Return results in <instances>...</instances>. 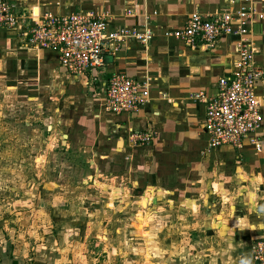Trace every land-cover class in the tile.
<instances>
[{
    "label": "crops",
    "instance_id": "crops-1",
    "mask_svg": "<svg viewBox=\"0 0 264 264\" xmlns=\"http://www.w3.org/2000/svg\"><path fill=\"white\" fill-rule=\"evenodd\" d=\"M8 1L35 19L74 12L104 14L111 30L148 26L154 38L148 45L128 41L108 56L103 70L79 76L60 65L56 52L32 45L22 28L0 27V89L8 93L0 100V126L7 120L15 126L24 123L21 113L26 98L36 100L42 90L52 94V88L59 87L74 94L77 85L87 86L96 104L81 105L78 110L82 151L93 147V154L114 158L120 165L127 160L121 184L126 194H151L160 208L155 219L168 223L163 230L169 233L163 231V237L172 236L177 248L189 239V250L180 251L184 258H193L192 264H240L243 258L254 264L252 243L264 236V0H253L263 18H254L247 34L263 71L256 84L262 122L254 133L261 150L248 139L240 149L211 148L204 131L206 106L194 98L196 93L214 96L218 79L235 68V37L223 36L213 48H191L167 35L183 28L193 13L210 17L234 12L246 0ZM119 72L149 82V99L138 111L113 114L105 110L107 79ZM149 129L155 132L150 144H131V130ZM28 131L34 136L33 128ZM6 252L0 247V264H10ZM36 253L42 255L37 248Z\"/></svg>",
    "mask_w": 264,
    "mask_h": 264
},
{
    "label": "rangeland",
    "instance_id": "rangeland-1",
    "mask_svg": "<svg viewBox=\"0 0 264 264\" xmlns=\"http://www.w3.org/2000/svg\"><path fill=\"white\" fill-rule=\"evenodd\" d=\"M52 89L26 98L24 123L0 126V247L10 264L195 263L180 251L189 239L177 248L172 236L163 237L168 223L155 219L160 208L151 194H126V159L120 165L93 147L82 151L78 110L96 104L88 87ZM6 94L0 89V100Z\"/></svg>",
    "mask_w": 264,
    "mask_h": 264
},
{
    "label": "built area",
    "instance_id": "built-area-1",
    "mask_svg": "<svg viewBox=\"0 0 264 264\" xmlns=\"http://www.w3.org/2000/svg\"><path fill=\"white\" fill-rule=\"evenodd\" d=\"M246 0L239 10L213 16L193 13L183 28L167 33L191 48H213L223 36L235 37V68L217 81V93L194 98L205 104L204 131L211 148L224 145L240 149L248 139L257 150L262 146L254 135L262 122L261 102L256 84L263 75L256 61V48L247 36L254 18H263ZM0 27L22 28L28 41L41 49L58 54L60 65L71 75H85L103 70L108 56L119 51L128 41L148 45L154 38L148 26H123L111 30L104 14L74 12L65 15L47 14L35 19L21 12L8 0H0ZM149 82L125 73H113L106 83L105 110L113 114L138 111L149 99ZM155 138L152 130H131L133 145L144 146ZM254 264H264V236L251 246Z\"/></svg>",
    "mask_w": 264,
    "mask_h": 264
},
{
    "label": "clouds",
    "instance_id": "clouds-1",
    "mask_svg": "<svg viewBox=\"0 0 264 264\" xmlns=\"http://www.w3.org/2000/svg\"><path fill=\"white\" fill-rule=\"evenodd\" d=\"M240 264H252V261L250 258H243L240 260Z\"/></svg>",
    "mask_w": 264,
    "mask_h": 264
},
{
    "label": "trees",
    "instance_id": "trees-1",
    "mask_svg": "<svg viewBox=\"0 0 264 264\" xmlns=\"http://www.w3.org/2000/svg\"><path fill=\"white\" fill-rule=\"evenodd\" d=\"M13 264H17V262L14 261Z\"/></svg>",
    "mask_w": 264,
    "mask_h": 264
}]
</instances>
